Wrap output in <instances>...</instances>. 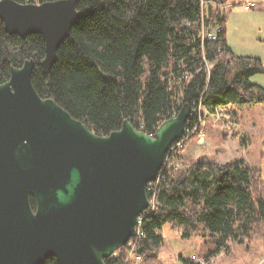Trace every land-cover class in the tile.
I'll return each instance as SVG.
<instances>
[{
    "label": "trees",
    "instance_id": "16d2710c",
    "mask_svg": "<svg viewBox=\"0 0 264 264\" xmlns=\"http://www.w3.org/2000/svg\"><path fill=\"white\" fill-rule=\"evenodd\" d=\"M76 7L81 15L47 73L39 65L45 55L42 36L9 34L0 22V83L12 66L32 58L37 93L54 99L99 135L120 128L124 119L152 134L185 102L211 111L264 103V87L250 79L264 74V64L229 47L225 15L218 7L207 8L203 23L220 24L222 30L215 40L203 42L198 38L201 0H77ZM199 118L198 112L190 114L186 127ZM178 152L169 154L172 163L181 159ZM155 198L143 222L139 264H156L163 242L158 230L166 223L182 238L199 236L213 244L202 262L180 256L183 264H205L209 256L228 249L230 241L257 239L264 245V180L261 170L242 158L183 161L163 173ZM124 256L122 246L105 262L120 264ZM41 264L57 262L50 256Z\"/></svg>",
    "mask_w": 264,
    "mask_h": 264
},
{
    "label": "water",
    "instance_id": "95a60500",
    "mask_svg": "<svg viewBox=\"0 0 264 264\" xmlns=\"http://www.w3.org/2000/svg\"><path fill=\"white\" fill-rule=\"evenodd\" d=\"M77 0H0L9 34H40L47 73L81 11ZM35 61L10 68L0 83V264H106L148 207L171 145L184 134L191 107L152 134L124 119L106 135L90 130L32 84ZM31 197L34 207L31 204Z\"/></svg>",
    "mask_w": 264,
    "mask_h": 264
},
{
    "label": "rangeland",
    "instance_id": "374dc122",
    "mask_svg": "<svg viewBox=\"0 0 264 264\" xmlns=\"http://www.w3.org/2000/svg\"><path fill=\"white\" fill-rule=\"evenodd\" d=\"M231 5L218 7L225 15V35L229 47L238 55L254 56L264 64V0H258L256 7L244 8L241 1L228 0ZM211 6L205 3V11ZM250 79L264 87V74L257 73ZM203 109V107H202ZM224 114L212 122L207 116L204 136L199 140L198 133L193 134L179 149L181 159L172 163L180 167L183 161L214 156L224 150V158H242L249 165L261 170L264 180V103L255 108L241 109L227 107ZM231 160V159H230ZM214 161V160H213ZM163 237L157 250L156 264H183L180 256L198 260L213 247L201 237L182 238L178 229H172L166 223L158 230ZM139 264V263H136ZM205 264H264V245L260 240L252 239L246 243L229 242L228 249H222L211 255Z\"/></svg>",
    "mask_w": 264,
    "mask_h": 264
},
{
    "label": "built area",
    "instance_id": "2783aa9c",
    "mask_svg": "<svg viewBox=\"0 0 264 264\" xmlns=\"http://www.w3.org/2000/svg\"><path fill=\"white\" fill-rule=\"evenodd\" d=\"M205 3H210L212 5L215 6H219V7H226V6H230L231 3L228 0H223V1H217V0H201V15H202V21L200 23L201 26V30H200V34H199V38L200 40L203 42L205 39L208 40H215L217 38V35L219 34V32L222 30V26L220 24H213L211 26L206 27V25H204L203 21H204V13H205ZM241 3L243 4L244 8H254L256 7L258 0H243L241 1ZM188 23V22H187ZM190 24V23H188ZM207 64V63H206ZM206 70L209 71V66L206 65ZM186 78V76H185ZM199 105V106H191V112L190 114H192L193 112H198L200 114V118L198 120V123L193 126V127H185L184 130V134L181 138H179L177 141H175L169 151H168V155L165 157L163 166L161 168V170L158 172L155 180L149 182L147 184L146 190H147V194H148V207L139 214V216L136 219L135 222V226L133 228V233L131 235V237L128 239V241L126 242L125 246V256H124V260L122 263L120 264H129V263H140L143 259V256L141 254L140 251V247H139V243L142 239V237L144 236V232H143V222L145 217L149 214V212H151L155 206H156V198H155V189H156V184L158 183L159 179L162 177L163 173L165 171L170 170L173 166H172V162L169 160L168 156L171 152L173 151H177L178 149H180L181 147L184 146V144L188 141V139L195 133H198L199 136V140L202 139V137L205 135L204 134V128L206 126L207 123V116L210 117V119L212 120V122H215V120L220 116V114H224L225 107L224 106H216L214 107V110H210L207 109L205 107ZM114 252L111 256H115ZM192 258H196L195 256H192ZM200 262H202V260H199Z\"/></svg>",
    "mask_w": 264,
    "mask_h": 264
},
{
    "label": "crops",
    "instance_id": "0c3cea01",
    "mask_svg": "<svg viewBox=\"0 0 264 264\" xmlns=\"http://www.w3.org/2000/svg\"><path fill=\"white\" fill-rule=\"evenodd\" d=\"M257 105H253V106H241V107H238V114H240L241 113V109H244L245 107L247 108V109H251V108H255ZM223 153H224V150H223ZM223 153H222V151H220L218 154H220V155H215L214 156V158H213V160L214 161H217V162H225V161H228V160H230V159H232V158H223L222 159V155H223Z\"/></svg>",
    "mask_w": 264,
    "mask_h": 264
},
{
    "label": "flooded vegetation",
    "instance_id": "af4514ba",
    "mask_svg": "<svg viewBox=\"0 0 264 264\" xmlns=\"http://www.w3.org/2000/svg\"><path fill=\"white\" fill-rule=\"evenodd\" d=\"M32 200H33V198L31 197V204H32V207H34V201L32 203Z\"/></svg>",
    "mask_w": 264,
    "mask_h": 264
},
{
    "label": "bare ground",
    "instance_id": "6f19581e",
    "mask_svg": "<svg viewBox=\"0 0 264 264\" xmlns=\"http://www.w3.org/2000/svg\"><path fill=\"white\" fill-rule=\"evenodd\" d=\"M199 36V35H198ZM199 38V37H198Z\"/></svg>",
    "mask_w": 264,
    "mask_h": 264
}]
</instances>
